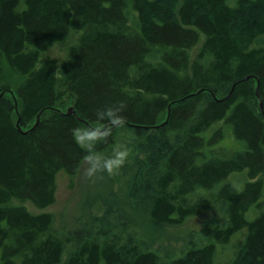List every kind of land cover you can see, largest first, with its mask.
Listing matches in <instances>:
<instances>
[{
	"label": "trees",
	"instance_id": "trees-1",
	"mask_svg": "<svg viewBox=\"0 0 264 264\" xmlns=\"http://www.w3.org/2000/svg\"><path fill=\"white\" fill-rule=\"evenodd\" d=\"M167 1L0 0V264H264V0ZM71 30L66 60L44 58ZM62 90L76 115L58 108ZM120 105L124 127L96 151L151 147L137 209L174 227L212 213L179 253L155 247L113 192L75 231L25 205L55 203L58 176L89 154L73 129L108 125L96 112Z\"/></svg>",
	"mask_w": 264,
	"mask_h": 264
},
{
	"label": "rangeland",
	"instance_id": "rangeland-1",
	"mask_svg": "<svg viewBox=\"0 0 264 264\" xmlns=\"http://www.w3.org/2000/svg\"><path fill=\"white\" fill-rule=\"evenodd\" d=\"M181 2L182 0H180V3ZM167 6L169 9L173 8L169 1H167ZM79 37L80 33L71 30L67 41L54 45L44 54V58H54L57 60L58 64H61L67 58L69 48L78 42ZM202 42L193 50V59ZM5 68L16 88L24 78H16L7 65H5ZM58 79V87L61 88L59 74ZM62 91L65 94L60 100L58 108L61 111L67 112L74 107L75 98L66 93L65 90ZM97 143L93 147L95 153H98L96 151ZM118 145L125 146L128 151V157L124 165L114 170L112 174L98 172L92 178H88L85 176V170L88 165L84 161L76 176H69L65 173L58 176V190L54 204L43 209L37 208L31 202H27L25 205L30 211L36 214H53L56 218L57 227L75 231L82 228L85 224L89 225L95 217L103 215L104 211H106L105 202L110 200V192H113L119 194L123 198V201H127L126 199L128 198L129 203H136V208L134 206L133 209L135 210L132 211L134 215L133 226L137 228V230H140L146 238L151 239L155 247L170 254L179 253L178 250L185 245V239L187 238L186 231L192 227L203 226L204 223L210 219L212 213L203 212L179 227L156 225L153 223L150 219V215L147 214L145 209H137V196L139 198L141 194L135 195V188H133L134 182L141 176L142 170L146 169L149 166L148 163L152 160V154H150L152 153L151 147L147 146L148 151H146V148H142L139 144L130 141H122ZM112 151L98 154L102 157H109ZM144 166L145 168H143ZM130 168L133 169V172L128 174ZM111 215L112 219L119 218L116 213ZM119 215H122L121 212H119Z\"/></svg>",
	"mask_w": 264,
	"mask_h": 264
},
{
	"label": "clouds",
	"instance_id": "clouds-1",
	"mask_svg": "<svg viewBox=\"0 0 264 264\" xmlns=\"http://www.w3.org/2000/svg\"><path fill=\"white\" fill-rule=\"evenodd\" d=\"M123 106L106 107L98 110L96 116L98 120L108 121V125H101L95 128H76L73 129L72 135L75 143L84 148L89 153L84 157L85 163L88 165L85 170V176L92 178L98 172H107L112 174L114 170L121 168L127 160L128 151L124 145H117L113 148L109 157H102L93 151V147L97 142L104 141L111 134L112 127L123 128L125 120L119 115Z\"/></svg>",
	"mask_w": 264,
	"mask_h": 264
},
{
	"label": "water",
	"instance_id": "water-1",
	"mask_svg": "<svg viewBox=\"0 0 264 264\" xmlns=\"http://www.w3.org/2000/svg\"><path fill=\"white\" fill-rule=\"evenodd\" d=\"M260 105H261V109L263 110V102H262V101H260ZM170 112H171V106L169 107V114H168V117H169V115H170ZM67 114H74V115H76V110H75L74 108H71V109H69V110L67 111ZM40 117H41V114L38 115V117H37V122H36L35 126L39 123V121H40ZM166 122H167V121H166ZM166 122H165V123H166Z\"/></svg>",
	"mask_w": 264,
	"mask_h": 264
},
{
	"label": "bare ground",
	"instance_id": "bare-ground-1",
	"mask_svg": "<svg viewBox=\"0 0 264 264\" xmlns=\"http://www.w3.org/2000/svg\"><path fill=\"white\" fill-rule=\"evenodd\" d=\"M205 92H206V91H205ZM205 92H204V93H205ZM86 122H87V121H86Z\"/></svg>",
	"mask_w": 264,
	"mask_h": 264
}]
</instances>
